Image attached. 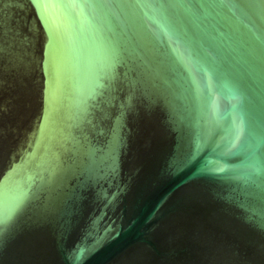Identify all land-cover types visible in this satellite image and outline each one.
<instances>
[{"label":"water","instance_id":"obj_1","mask_svg":"<svg viewBox=\"0 0 264 264\" xmlns=\"http://www.w3.org/2000/svg\"><path fill=\"white\" fill-rule=\"evenodd\" d=\"M0 264H264V0H0Z\"/></svg>","mask_w":264,"mask_h":264}]
</instances>
